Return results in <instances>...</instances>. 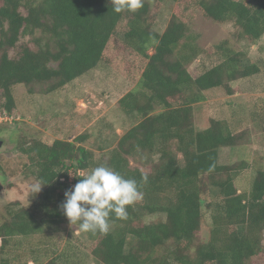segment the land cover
Wrapping results in <instances>:
<instances>
[{
    "label": "trees",
    "instance_id": "trees-1",
    "mask_svg": "<svg viewBox=\"0 0 264 264\" xmlns=\"http://www.w3.org/2000/svg\"><path fill=\"white\" fill-rule=\"evenodd\" d=\"M165 1L179 0H142L134 13L119 14L110 0H0V107L8 114L15 106L13 86L22 84L29 94L54 93L103 63L113 37L130 49L136 68L128 76L134 87L118 101L134 125L115 145L101 148L104 154L96 156L86 147L85 134L50 144L22 140L25 170L45 185L29 208L7 211L0 225V264L21 259L8 258L12 238L69 224L60 205L71 189L70 171L75 185L84 172L101 165L134 179L143 198L127 206V219L113 218L107 234L83 232L92 242L88 255L94 264H249L264 252V168L247 189L239 190L238 172L248 165H222L219 151L240 147L243 138L221 120L210 119L208 127L197 131L193 116L206 92L223 88L232 95V83L264 72V57L251 63L245 52L222 41L214 46L218 62L192 76L188 67L204 51L188 23L173 13L162 34L154 30ZM195 2L206 19L232 23L239 39L255 44L264 34V0ZM21 37H28L33 48L27 43L18 47ZM10 49H16L11 56ZM129 159L142 166L153 163L146 173L130 167ZM204 212L209 230L203 240ZM156 214L164 220L144 222ZM75 250L60 252L45 264H80L69 263Z\"/></svg>",
    "mask_w": 264,
    "mask_h": 264
},
{
    "label": "rangeland",
    "instance_id": "rangeland-1",
    "mask_svg": "<svg viewBox=\"0 0 264 264\" xmlns=\"http://www.w3.org/2000/svg\"><path fill=\"white\" fill-rule=\"evenodd\" d=\"M173 13L188 23L190 31L197 37L198 46L204 51L188 67L192 76L218 62L214 46L222 41H227L235 51L245 52L251 63L264 57V34L255 44L239 39L237 28L232 23H215L203 17L195 0L165 1L154 23V30L162 34ZM26 43L33 48L28 37H21L17 45L19 47ZM15 52L16 49H10L9 55ZM152 52V49L148 50V54ZM105 54L103 63L54 93L34 91L29 94L22 84L12 87L13 111L8 114L0 107V140L3 141L0 148V225L6 219L8 210L29 208L34 202L32 187L37 182L25 170L26 158L20 157L22 140L29 142L38 139L50 144L56 139L73 141L85 134L88 136L86 147L100 156L104 154L101 148L115 145L116 140L134 125L135 120L126 116L118 106L119 99L134 87L131 79H128L131 71L136 70L132 53L118 37H113ZM231 87L232 95H227L223 88L205 93L207 99L194 106V126L199 131L208 127L210 119L226 121L230 129L243 138L240 147H224L219 151V163L222 165L240 161L248 165L238 172L236 179V185L242 191L247 189L256 171L264 168V72L238 80ZM2 103L0 90V106ZM152 160L155 161L156 157ZM129 161L130 167L146 173L153 163L142 166L132 159ZM70 174L74 176V172L70 171ZM12 202L19 205L9 206ZM204 215V224L199 233L203 240L208 237L209 230L208 212H204ZM164 218L163 214L149 215L144 222ZM52 230L47 228L43 234L12 238L7 247L8 258L21 256V259L10 264H45L71 247L76 250L69 263L94 264L88 255L92 242L85 233L70 223ZM60 264H63L61 260ZM249 264H264V252Z\"/></svg>",
    "mask_w": 264,
    "mask_h": 264
},
{
    "label": "clouds",
    "instance_id": "clouds-1",
    "mask_svg": "<svg viewBox=\"0 0 264 264\" xmlns=\"http://www.w3.org/2000/svg\"><path fill=\"white\" fill-rule=\"evenodd\" d=\"M110 3L118 14L134 13L142 7V0H110ZM143 180L146 182L147 177ZM43 185H33V195ZM64 197L60 208L71 225H78L81 232L107 234L112 219H127V206L141 200L143 193L134 179H125L112 168L101 165L82 175V179L65 191Z\"/></svg>",
    "mask_w": 264,
    "mask_h": 264
},
{
    "label": "built area",
    "instance_id": "built-area-1",
    "mask_svg": "<svg viewBox=\"0 0 264 264\" xmlns=\"http://www.w3.org/2000/svg\"><path fill=\"white\" fill-rule=\"evenodd\" d=\"M6 118V117H5ZM69 184H70V188H72L73 186H74V176L72 177V176H69Z\"/></svg>",
    "mask_w": 264,
    "mask_h": 264
},
{
    "label": "water",
    "instance_id": "water-1",
    "mask_svg": "<svg viewBox=\"0 0 264 264\" xmlns=\"http://www.w3.org/2000/svg\"><path fill=\"white\" fill-rule=\"evenodd\" d=\"M3 145V141L0 140V148L2 147ZM2 189V185L0 184V190Z\"/></svg>",
    "mask_w": 264,
    "mask_h": 264
},
{
    "label": "flooded vegetation",
    "instance_id": "flooded-vegetation-1",
    "mask_svg": "<svg viewBox=\"0 0 264 264\" xmlns=\"http://www.w3.org/2000/svg\"><path fill=\"white\" fill-rule=\"evenodd\" d=\"M2 141V140H1Z\"/></svg>",
    "mask_w": 264,
    "mask_h": 264
}]
</instances>
